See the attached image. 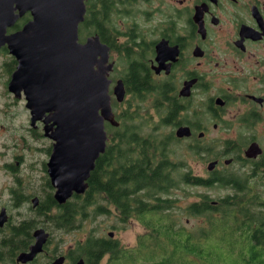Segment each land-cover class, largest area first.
Here are the masks:
<instances>
[{"label":"flooded vegetation","instance_id":"obj_1","mask_svg":"<svg viewBox=\"0 0 264 264\" xmlns=\"http://www.w3.org/2000/svg\"><path fill=\"white\" fill-rule=\"evenodd\" d=\"M85 5L88 36L97 35L108 47L107 64H112L107 77L112 112L118 125L105 121L106 148L113 139L124 147L131 144L135 151L139 149L135 155H139L144 144V149L150 152L143 156H168L176 171L194 179L192 184H179L171 191L174 196L176 190L181 189L186 195L192 187L218 186L237 191L241 181L235 172L246 178L242 181L244 187L264 188V0H85ZM14 14L18 11L13 10L11 18L4 21L6 36L20 30L30 19L29 11L15 20ZM16 65L8 43L1 44L0 100L5 103L11 99V103L3 104L0 113L8 114L15 99H23L27 135L45 143L35 149L43 152L44 157L39 166L33 161L26 173H22L18 166L23 165V155L11 152L6 156L9 145L2 144L5 153H0V175L8 181L3 182L1 189L8 193L14 209L28 203V216L14 217L8 203L0 204V212L3 209L5 212V220L0 224V264H51L58 258L63 259L60 264H75L80 259L84 264H92L78 250V243L89 235L94 236L92 233L74 242L60 237V233L75 231L82 222L95 218L93 206L91 215L84 219L73 217L70 227L62 226V205L76 194L62 204L53 197L54 188L47 172L53 140L45 134V116L31 124L24 92L17 98L9 90ZM117 81L123 86L122 101H117L113 93ZM252 143L261 152L255 158H248L245 151ZM190 158L194 164H188ZM232 165L236 166L233 172ZM36 172L41 174L35 177ZM38 180L41 183L34 188L32 183ZM206 180L210 184H200ZM36 190L40 192L35 193ZM49 195L55 203L47 202ZM198 196L186 205L181 206L178 201L175 205L186 213L185 208L200 202L203 196L209 198L211 206H216L220 199L203 193ZM34 198L38 199L35 206ZM147 203L151 207L161 204L164 212L170 214L158 218L156 212L148 211L156 215L151 218V224L157 220L176 223L173 205L151 200ZM101 204L104 207L101 215L107 219L122 225L135 220L146 231L138 236L133 247L127 248L113 238V231L107 236L94 237L117 240L118 249L129 253L142 246L156 247L151 244L155 241L152 238L155 229L146 226L139 214L138 217L124 214L107 197ZM54 215L58 217L52 218ZM192 217L200 221L197 230L207 228L205 217ZM37 229L48 234L42 250L26 262L17 260L21 253L30 251ZM106 256L105 264H113L111 253H105L97 264Z\"/></svg>","mask_w":264,"mask_h":264},{"label":"water","instance_id":"obj_2","mask_svg":"<svg viewBox=\"0 0 264 264\" xmlns=\"http://www.w3.org/2000/svg\"><path fill=\"white\" fill-rule=\"evenodd\" d=\"M13 10L18 11L13 20L26 11L30 19L20 30L6 36L4 21L11 18ZM85 12V0H0V45L7 42L17 60L8 87L17 98L24 92L31 124L45 116V134L53 140L47 172L53 197L59 204L73 194L85 192L96 160L105 152L104 123L118 125L109 94L107 76L112 64H107L108 47L97 35L79 41V25ZM113 93L117 101H122L120 81ZM260 152L256 143L245 151L248 158H255ZM212 167L210 163L209 168ZM37 201L32 200L34 206ZM4 220L3 209L0 224ZM47 235L37 229L30 251L21 253L17 260L32 259L42 250ZM62 260L58 258L51 264ZM75 264L84 263L80 259Z\"/></svg>","mask_w":264,"mask_h":264},{"label":"trees","instance_id":"obj_3","mask_svg":"<svg viewBox=\"0 0 264 264\" xmlns=\"http://www.w3.org/2000/svg\"><path fill=\"white\" fill-rule=\"evenodd\" d=\"M88 23L86 18L79 27L80 34L87 30ZM132 146L124 147L111 140L99 156L85 192L62 205L60 220L62 226L70 227L73 217L84 219L91 215L92 206V216L101 215L104 213L101 200L107 197L117 210L120 208L130 216L138 217L139 214L138 218L146 226L155 229L152 236L155 241L151 244L156 247L144 249L142 246L129 253L118 249L117 240L113 242L89 235L78 243L80 255L92 264H97L105 253H111L113 264H264L263 191L244 187L242 181L246 178L242 177L238 190L218 199L216 206L210 205L207 196L200 202L190 203L185 208L186 213L205 217L206 229L189 232L174 222L160 220L151 224L155 214L148 211L156 212L158 218L170 217L158 203L177 208L178 197L171 191L179 184L194 183V179L176 171L168 156H143L150 152L148 148L144 149V144L139 155H135L139 149L135 151ZM122 170L124 175L121 176ZM200 184L210 182L206 180ZM150 200L158 205L148 206ZM47 202L55 203L50 195ZM55 217L58 216L52 218Z\"/></svg>","mask_w":264,"mask_h":264},{"label":"rangeland","instance_id":"obj_4","mask_svg":"<svg viewBox=\"0 0 264 264\" xmlns=\"http://www.w3.org/2000/svg\"><path fill=\"white\" fill-rule=\"evenodd\" d=\"M89 29L83 30L82 34H80L79 29V41H84L85 37L88 36ZM1 90V86H0ZM5 103H11V99L5 100ZM3 101L0 100V107L5 104ZM24 100L21 101L15 99V103L11 105L9 108V113L4 115L0 113V153L4 152L2 144H8L9 147H7V155L10 156L11 152H16L15 154H22L23 158V165L20 163L19 168H21L22 173H26V169L28 168V164L31 162H35V165L39 166L41 159L44 157V153L35 151L37 147L43 146L45 143L42 142V140H35L32 139L27 135L26 128H27V113L23 105ZM26 138V142H24L23 137ZM22 137V139H21ZM16 144V146H14ZM27 146H30L27 148ZM5 153V152H4ZM1 156V155H0ZM1 162V159H0ZM15 163V161H14ZM188 164H194V161L190 158L188 159ZM194 167V166H193ZM195 170L199 171L196 167H194ZM233 170L236 169V166L232 165L230 167ZM41 174L40 172L35 173V177H38V175ZM236 176L238 178L241 177V173H236ZM238 179V180H239ZM8 179L5 178V176L0 175V204L8 203L10 206V210L13 214V216L17 217H25L28 216L27 211V204L20 207L19 209H14L11 206V201L9 199V195L7 192H3L1 189V185L3 182ZM41 182L34 181L32 185L35 187L38 186ZM251 185H255L254 182H251ZM25 187L29 188L27 184H24ZM38 189V188H36ZM191 190L189 193H182L181 189L176 190V194L178 195V204L181 206L186 205L188 202L196 200L201 193L208 194L212 199H218L223 197L226 194H232V190L228 188L213 186L210 189H206L204 187L190 188ZM257 190L263 191L264 188L257 186ZM40 192V190H36L35 193ZM201 192V193H200ZM200 193V194H199ZM173 216L175 217L176 226L184 227L185 229L189 231H197V228L199 227L200 221L196 217H192L182 211L181 208H175L173 210ZM124 226V227H122ZM109 231H113V238L117 239L121 247H133L136 242L139 235L143 234L146 230L141 226L139 223H137L135 220L129 224H117L113 220L107 219L103 215H97L93 219H89L87 221L82 222L81 226L72 232L69 233H60V237L64 236L68 242H74L76 240L83 239L86 235L89 233H92L94 236L99 235H105L107 236V233ZM107 259V256L102 260L100 264H105V261Z\"/></svg>","mask_w":264,"mask_h":264}]
</instances>
